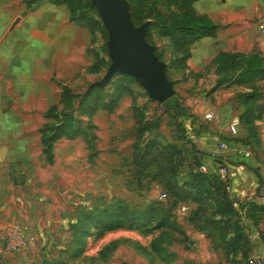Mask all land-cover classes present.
<instances>
[{
    "label": "rangeland",
    "instance_id": "1",
    "mask_svg": "<svg viewBox=\"0 0 264 264\" xmlns=\"http://www.w3.org/2000/svg\"><path fill=\"white\" fill-rule=\"evenodd\" d=\"M122 1L130 13V0ZM89 3L85 10L103 26L95 5ZM10 4L15 11L13 23L21 17L26 20L10 28L0 47L5 51L0 54V69L6 68L11 53L20 61L25 77L13 78L24 91L12 95L7 81L0 91V264H246L247 255L225 250L217 231L202 230L188 218L192 202L171 206L169 198L161 197L166 188L151 178L153 169L147 172L134 162L136 154L153 141L173 143L186 153L175 176L180 184L197 155L212 170L218 162L211 154H226L243 144L251 155L255 152L254 140H248L247 127L241 122L234 135L227 132V124L237 120L242 99L238 92L243 88L227 83L216 86L215 55L206 53L214 42L192 44L187 67L174 69L170 40L150 25L152 18L135 24L144 25L146 40L173 84V94L158 102L132 76L116 73L105 84L92 85L110 62L104 26L106 36L101 28L91 29L85 21L72 19L66 4L50 0L31 4L10 0ZM156 7L165 12L163 4ZM193 7L221 22L214 45L229 48L233 44V49L248 51L264 43V0H196ZM31 30L41 32L40 36L31 37ZM45 42L53 43L58 59L71 56L74 63L62 71L41 68L39 75H27L34 73L30 67L37 57L46 53ZM65 44L70 50L67 55ZM117 85L128 90L116 97ZM95 86L99 88L89 106H96L88 115L79 107V97ZM259 87L264 91L263 81ZM32 89L39 94L32 97ZM63 91L71 93L69 100L63 99ZM26 95L29 101L15 100ZM173 103L184 109V115L174 117L168 108ZM17 111L23 112L18 118ZM63 112L70 113L74 125L85 128L90 123L91 128L85 134L55 140L48 160L40 128L58 123ZM207 112L213 117L207 118ZM146 121L150 128L143 129ZM259 130L264 131L261 124ZM14 134L19 137L12 138ZM219 141H225L224 151L218 150ZM151 203L169 213L175 230L160 227L157 221L112 226L104 214L116 205L139 210Z\"/></svg>",
    "mask_w": 264,
    "mask_h": 264
},
{
    "label": "trees",
    "instance_id": "2",
    "mask_svg": "<svg viewBox=\"0 0 264 264\" xmlns=\"http://www.w3.org/2000/svg\"><path fill=\"white\" fill-rule=\"evenodd\" d=\"M35 1L25 0L27 4ZM195 1L130 0V16L134 24H139L144 18L151 17L150 25L157 28L159 35L169 38L175 53V56L170 60V66L174 69L186 68L191 45L204 36H215L219 26L210 16L197 13L194 10L193 3ZM50 2L66 4L72 19L85 21L87 27L91 29L99 27L106 36L100 21L85 10L86 5L90 4L89 0H50ZM157 3L164 5L165 12H161L156 7ZM146 38L148 40V32ZM212 63L217 72V87L222 83H227V85L242 86L248 89L238 92V96L242 98L240 102L244 106L243 111L239 114V122L247 127L248 135L252 138L255 132L252 122L254 119L260 118L264 107L263 103L258 101L261 91L259 85L256 84L257 81L264 79V59L260 50L257 48L248 52L221 50L214 56ZM165 74L167 76L166 71ZM123 76L131 77L127 74ZM98 88L95 86L88 93L79 97V107L88 115L92 114L96 106V103L89 106V102ZM125 90L128 88L117 85L116 97ZM70 96L71 93L63 91V99L67 101ZM111 103L114 104V101ZM100 105L104 107L106 102H101ZM168 108L173 109L174 117L184 115V109L176 103ZM72 119L70 113L63 112L58 123L45 124L40 128L41 141L44 144L43 152L48 160H51V146L55 140L61 137L72 138L79 133L85 134L86 129L91 128L90 123L87 124V127L80 128L73 124ZM148 128H150V122L146 121L143 129ZM222 155L227 157L226 154ZM210 156L212 157V155ZM220 158V156L212 157L217 162L220 161ZM185 160L186 153L183 148L173 143L158 144L153 141V144H147L141 152L136 154L134 162L135 167L146 169L147 172L151 168L153 169L151 178L160 181L166 188V197L169 198L171 206L187 201L194 203L195 206L189 209L188 218L193 220L198 228L207 231L214 229L225 250L231 251L232 254L240 251L243 256H248L249 237L240 220L235 201L229 194L226 180L220 177L216 168L209 170L207 167L206 171H201L199 165L204 162L197 155L194 167L188 170L179 184L175 176L179 168L184 165ZM207 207L210 208L208 214L206 213ZM256 207L257 205L250 204L249 209ZM104 214L112 221V226H119L123 223L148 224L151 221H157V225L160 227H167L169 230L176 229L169 213L152 203L139 210H128L124 206L116 205L113 210L105 211Z\"/></svg>",
    "mask_w": 264,
    "mask_h": 264
},
{
    "label": "crops",
    "instance_id": "3",
    "mask_svg": "<svg viewBox=\"0 0 264 264\" xmlns=\"http://www.w3.org/2000/svg\"><path fill=\"white\" fill-rule=\"evenodd\" d=\"M10 6H11L10 0H0V47L4 45V43H6L5 41L7 39V36L11 32L10 28L11 27L14 28L15 26L20 27L26 20V17H21L20 21L14 24L13 22H14V17H15L14 16L15 11L11 10ZM217 24L219 26H218L216 34L219 31L221 22ZM40 34L41 32H37L34 30H31L29 33V35H31V37H34V38L39 37ZM51 35L52 33L48 32V37H50ZM45 38L48 39L46 36ZM235 38H236V35L233 36V39ZM200 41H204V42L210 41V43H213V42L215 43L216 38L215 36H204L200 38L199 40L195 41L193 45L194 44L196 45V43H199ZM214 43L210 48L211 50H207L206 52L207 56L211 54L210 52H212V57H213L221 50L239 51V52H248L251 50L250 49L248 51H243L239 49H233L231 46L233 44H230L229 48H226L224 45H221V44L214 45ZM231 43L233 42L231 41ZM67 44H65L66 46H64V49H66V51L64 52V55H67V53L70 52ZM43 46L45 47L46 53H43V55H41L40 58L37 57V60H35V62L33 63L34 65L30 67L31 69L34 70V73H31V74L28 73L27 75H31L32 77H34L35 75H39L40 73H42L43 69H44L43 71H48V69L50 68L62 71L64 68H66L65 66H68L74 63V60H72L73 58L71 56L68 59L67 57L58 59L57 56L55 55V52H54L55 50H53V43L45 42ZM257 49L260 50L261 55L263 56V59H264V43L262 44L260 48H257ZM20 51L21 49H18L16 50V53H18L19 55ZM73 51L74 50H72L71 53H73ZM4 52L5 51L3 52L0 51V54L2 53L4 54ZM8 55L11 56L8 58V61H9L8 65H5L6 68L0 69V91L4 90V87L6 85L5 83L7 81L9 82V84H7L6 86L9 85V91L11 90L10 92L12 93V95L13 94L15 95L21 89L24 91V86L20 84V82H17L15 85V82H13V78L18 77V75L19 77H25V73H23L22 71L24 70L20 68V61L15 60L12 57L11 53ZM39 63L40 64L43 63V65L42 64L40 65ZM41 68L43 69L41 70ZM262 81L264 82V79L257 81L256 84L260 86ZM235 87H242V86L235 85ZM242 88H243L242 91L248 90L245 87H242ZM32 90H33L32 97L39 94L38 90L36 89H32ZM260 91H261V97L258 99V101L262 102L264 105V91L261 88H260ZM26 96L24 98H21L20 100L15 98V100L17 102L29 101L30 99H28V95ZM243 109H244V106L242 103H240V110L236 117L238 121H239V114L243 111ZM15 113L16 115H18L17 116L18 118L23 112L21 111V113H19L17 111ZM260 124L264 127V107H263L260 118L258 119L256 118L252 122V125L255 130L254 136L251 138V136L246 134L248 135V140L250 139L254 140L253 146L255 148V152H253V154L250 155L249 157L236 156L233 151L226 153L227 163H226V172L224 175V179L227 182V185L229 188V194L234 199L235 205L237 206V209L239 213L241 214V219H242L241 222L244 225V229L249 237L250 246H249L248 255L251 253H256V254L261 255L264 259V214L262 217L259 216L260 210L261 211L263 210L262 212L264 213V131H262L263 133L260 132L259 130ZM16 137H19V135L16 136L14 134L12 136V138H16ZM246 137L247 136L243 138L245 141L244 143L248 141ZM6 163L7 161L4 162V164ZM250 204H255L258 206L256 208L249 209ZM189 206L194 207L195 204L194 203L189 204Z\"/></svg>",
    "mask_w": 264,
    "mask_h": 264
},
{
    "label": "water",
    "instance_id": "4",
    "mask_svg": "<svg viewBox=\"0 0 264 264\" xmlns=\"http://www.w3.org/2000/svg\"><path fill=\"white\" fill-rule=\"evenodd\" d=\"M107 32L109 65L102 78L92 85H103L116 73L134 77L148 97L162 102L174 92L165 74L164 63L145 37L144 25L133 23L122 0H91Z\"/></svg>",
    "mask_w": 264,
    "mask_h": 264
},
{
    "label": "built area",
    "instance_id": "5",
    "mask_svg": "<svg viewBox=\"0 0 264 264\" xmlns=\"http://www.w3.org/2000/svg\"><path fill=\"white\" fill-rule=\"evenodd\" d=\"M207 118H212L213 114L212 112H207L206 113ZM238 128V120H232L227 124V132L231 135H234L237 131ZM226 143L225 141H219L218 142V150L219 151H224L226 149ZM233 152L236 156L240 157H249L251 155V151L248 147L239 145L234 147ZM213 158H217V156H220V161L217 163L216 166V171L220 175V177L224 178L225 172H226V163H227V158L224 155H215L211 154ZM199 169L201 171H206L207 170V165L205 163H202L199 165ZM166 193L162 192L161 197L166 198ZM181 208H184V205H181ZM246 264H264V259L261 255L256 254V253H251L247 256L246 258Z\"/></svg>",
    "mask_w": 264,
    "mask_h": 264
}]
</instances>
